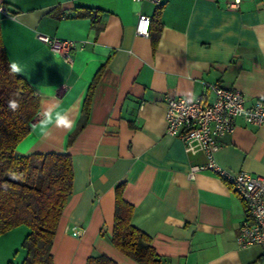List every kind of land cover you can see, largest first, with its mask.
<instances>
[{
	"label": "crops",
	"instance_id": "1",
	"mask_svg": "<svg viewBox=\"0 0 264 264\" xmlns=\"http://www.w3.org/2000/svg\"><path fill=\"white\" fill-rule=\"evenodd\" d=\"M0 6L14 16L0 11L8 61L39 97L16 153H68L72 161L53 264H86L99 255L137 264L111 243L119 184L133 206L132 225L149 236L161 264L263 259L260 246L236 244L247 212L230 185L209 172L188 178L205 156L187 153L166 133L164 99L193 101L212 83L240 90L245 106L264 101V0H162L158 7L133 0H0ZM139 14L150 18L148 35L136 32ZM38 33L73 40L70 60L50 51ZM48 109L52 123L45 126ZM69 109L71 129L56 127V114ZM235 124L218 139V163L264 175V124L242 118Z\"/></svg>",
	"mask_w": 264,
	"mask_h": 264
},
{
	"label": "trees",
	"instance_id": "2",
	"mask_svg": "<svg viewBox=\"0 0 264 264\" xmlns=\"http://www.w3.org/2000/svg\"><path fill=\"white\" fill-rule=\"evenodd\" d=\"M90 95L91 90L84 116ZM10 99L19 101L17 110L8 107ZM38 109L39 97L11 71L0 33V235L21 225L28 228L21 242L25 255L20 264H53L52 245L72 187L68 153H16L17 145L30 133ZM122 191L123 184L117 185L111 243L137 264H161L149 236L132 225L133 206L122 198ZM86 264L117 263L99 255L88 257Z\"/></svg>",
	"mask_w": 264,
	"mask_h": 264
},
{
	"label": "built area",
	"instance_id": "3",
	"mask_svg": "<svg viewBox=\"0 0 264 264\" xmlns=\"http://www.w3.org/2000/svg\"><path fill=\"white\" fill-rule=\"evenodd\" d=\"M133 1L147 2L155 7L162 3V0ZM0 11L5 16L14 17L3 6H0ZM149 25V16L139 14L136 32L148 35ZM36 38L63 60H70L69 53L75 47L73 40L40 33ZM204 87V92L193 101L170 94L165 96L166 133L177 137L187 153L201 151L204 154L203 162L190 167L187 172L189 179H193L199 172L212 173L223 178L243 201L247 217L240 223L236 244L240 248L260 246L263 259L256 264H264V175L244 170L232 172L221 166L216 158L219 149L218 139L233 131L237 118H242L251 125L264 124V101L245 106V96L238 89L212 83H204ZM209 93L212 95L210 101L207 100ZM35 119L36 117L32 121V126ZM72 234L79 236L75 229L72 230Z\"/></svg>",
	"mask_w": 264,
	"mask_h": 264
},
{
	"label": "rangeland",
	"instance_id": "4",
	"mask_svg": "<svg viewBox=\"0 0 264 264\" xmlns=\"http://www.w3.org/2000/svg\"><path fill=\"white\" fill-rule=\"evenodd\" d=\"M28 232L26 226L9 232L7 236L0 238V264H20L25 255V251L21 248L23 237Z\"/></svg>",
	"mask_w": 264,
	"mask_h": 264
},
{
	"label": "clouds",
	"instance_id": "5",
	"mask_svg": "<svg viewBox=\"0 0 264 264\" xmlns=\"http://www.w3.org/2000/svg\"><path fill=\"white\" fill-rule=\"evenodd\" d=\"M11 71L14 73H20L21 72V68L18 64L16 63H12L10 65ZM19 101L17 99H10L8 101V107L15 111L19 108ZM71 109H69L68 111L64 112V113H60L58 112L56 114V119H55V125L56 127H60V128H64L67 130H70L72 125H73V120H71L69 118L68 112H70ZM45 115V120H44V124L45 126L48 124L52 123V119H51V109L46 110V112L44 113Z\"/></svg>",
	"mask_w": 264,
	"mask_h": 264
}]
</instances>
